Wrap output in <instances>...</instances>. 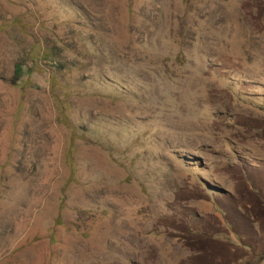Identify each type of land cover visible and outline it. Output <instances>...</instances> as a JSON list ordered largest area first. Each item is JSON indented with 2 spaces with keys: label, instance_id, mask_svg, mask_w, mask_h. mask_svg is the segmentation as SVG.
Wrapping results in <instances>:
<instances>
[{
  "label": "rangeland",
  "instance_id": "obj_1",
  "mask_svg": "<svg viewBox=\"0 0 264 264\" xmlns=\"http://www.w3.org/2000/svg\"><path fill=\"white\" fill-rule=\"evenodd\" d=\"M0 264H264V0H0Z\"/></svg>",
  "mask_w": 264,
  "mask_h": 264
},
{
  "label": "trees",
  "instance_id": "obj_2",
  "mask_svg": "<svg viewBox=\"0 0 264 264\" xmlns=\"http://www.w3.org/2000/svg\"><path fill=\"white\" fill-rule=\"evenodd\" d=\"M22 66H20V65H18L17 67H16V69H15V77H19V76H21V74H22ZM105 81H107L108 83L109 82H112V81H110V79H105ZM24 84V82H22V85ZM63 122L66 124V120H63ZM69 128H73V127H69ZM75 132H74V130H73V134H74ZM227 194V193H226Z\"/></svg>",
  "mask_w": 264,
  "mask_h": 264
}]
</instances>
